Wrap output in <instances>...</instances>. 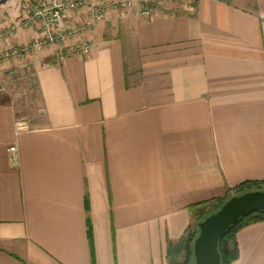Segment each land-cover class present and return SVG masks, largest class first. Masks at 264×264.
<instances>
[{"label": "crops", "instance_id": "0c3cea01", "mask_svg": "<svg viewBox=\"0 0 264 264\" xmlns=\"http://www.w3.org/2000/svg\"><path fill=\"white\" fill-rule=\"evenodd\" d=\"M28 17L25 0L0 2V32ZM44 34L35 20L0 52ZM85 39L90 54L59 59ZM13 74L28 86L23 104L0 90V264H169L197 204L264 181V0L114 9L0 62ZM236 240L232 264H264V221Z\"/></svg>", "mask_w": 264, "mask_h": 264}, {"label": "built area", "instance_id": "2783aa9c", "mask_svg": "<svg viewBox=\"0 0 264 264\" xmlns=\"http://www.w3.org/2000/svg\"><path fill=\"white\" fill-rule=\"evenodd\" d=\"M167 1L173 0H25L29 17L23 19L19 24H13L8 30L0 32V44L9 38L10 32L17 28H26L35 20L42 22L45 34L28 45L15 46L0 52V62L11 57L24 58L35 51L90 32L94 30L100 19L107 17L114 9L127 10L139 4L142 15L152 19L156 10L163 7ZM180 1L196 4L197 0ZM82 10L87 14L86 21L80 25L72 24L70 22L71 14ZM168 13L174 15L175 11L172 9ZM93 48L92 41L85 39L80 43L59 50L58 57L63 60L71 55H88L93 51ZM2 89H4V85L1 84L0 90ZM22 128L23 124L18 123V129L21 130ZM9 158L13 166L19 165L17 144L9 147Z\"/></svg>", "mask_w": 264, "mask_h": 264}, {"label": "trees", "instance_id": "16d2710c", "mask_svg": "<svg viewBox=\"0 0 264 264\" xmlns=\"http://www.w3.org/2000/svg\"><path fill=\"white\" fill-rule=\"evenodd\" d=\"M263 190L264 181H247L234 188L233 192L227 193L218 199H211L196 205L198 219L193 227L175 243L169 242L168 259L169 264H194V241L199 234L198 223L207 216L216 212L233 195H240L249 191ZM210 207V208H208ZM264 221V211H254L243 217L232 225L219 242L221 253V264H232L239 257V247L236 240L237 232L250 224Z\"/></svg>", "mask_w": 264, "mask_h": 264}, {"label": "water", "instance_id": "95a60500", "mask_svg": "<svg viewBox=\"0 0 264 264\" xmlns=\"http://www.w3.org/2000/svg\"><path fill=\"white\" fill-rule=\"evenodd\" d=\"M254 211H264L263 190L233 195L219 210L201 220L194 241V264H221L220 240L241 217Z\"/></svg>", "mask_w": 264, "mask_h": 264}, {"label": "rangeland", "instance_id": "374dc122", "mask_svg": "<svg viewBox=\"0 0 264 264\" xmlns=\"http://www.w3.org/2000/svg\"><path fill=\"white\" fill-rule=\"evenodd\" d=\"M8 76L6 78L0 77V85L2 84L6 86L9 95H11L12 98L18 100L20 104H23V101H25L27 96L28 86L25 82V79L22 77L23 75L13 74Z\"/></svg>", "mask_w": 264, "mask_h": 264}]
</instances>
